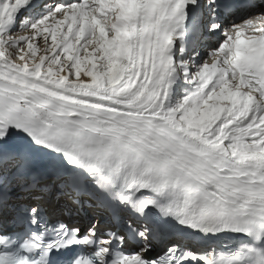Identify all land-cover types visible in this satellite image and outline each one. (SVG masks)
Returning <instances> with one entry per match:
<instances>
[{"label":"snow or ice","instance_id":"snow-or-ice-1","mask_svg":"<svg viewBox=\"0 0 264 264\" xmlns=\"http://www.w3.org/2000/svg\"><path fill=\"white\" fill-rule=\"evenodd\" d=\"M190 2L195 3L196 0H163L159 6H153L149 0H137L132 6L135 10L125 16L120 9L127 6L119 0H96L94 4L90 0H84L83 3L68 0L67 3L54 5L48 15L36 23L24 26V21H21L22 27L17 31L23 30L31 34L17 36V31H11L12 25L21 10H30L34 6L31 0H0V57L7 55L11 58L5 60L9 71L0 74V146L6 143L14 128L36 145L63 153L70 165H86L89 173L109 166L112 163L109 157L113 152L116 156L123 152L126 154L125 159L147 165L149 170L155 173V176L140 185L141 188L149 187L152 180L156 179L159 183L153 190L157 193L164 192L169 180L176 182L174 186L196 190L192 217L187 220L179 219L181 224L200 228V223L207 222L213 224V227L204 229L207 232L231 230L260 240L264 238V186L257 188L240 179L245 173L239 169L233 172L235 165L232 157L252 147L243 143V140L258 120L261 124L257 131L260 136H264V14H258L242 24L226 28L223 32L225 40L218 49L211 51L214 53L213 64L218 70L231 73L235 79V83L231 85L235 92L252 101L251 104L241 103L239 106L230 104L226 109L234 121L245 117L251 121L244 129H237L243 135L233 136L235 142L227 147L219 146L218 141L197 144L181 140L163 127L156 128L153 136L143 143L132 145L122 141L118 135L97 126L94 120L77 118L74 115L78 112L75 106L63 100L60 93L53 92L40 83H51L53 78L58 82L59 77L67 71L69 63L79 60L78 67H82L90 56L103 52L99 45L109 28L114 33L109 38L115 43L120 42V33L127 30V35L132 37L131 44L142 43L151 55L171 67L174 62L169 54L173 46L171 27L185 20V9ZM212 2L213 0H209V3ZM218 27L217 24L211 25L212 29ZM249 31L251 34L246 35ZM33 40L41 42L45 55H36L40 49L34 46ZM81 40H84L83 45ZM25 46L27 52L24 51ZM8 49L16 50L17 55L10 56ZM47 53L51 55L48 56ZM17 56L22 63L15 62ZM112 59L107 54L101 55L99 60H103L104 64L97 63L96 70L103 72L110 67ZM220 61H223L222 65ZM84 70L88 69L85 67ZM226 82L222 77L217 83V88ZM157 83L160 81L157 80ZM260 143L264 145V140ZM229 147L232 149L231 153L228 151ZM243 162L240 160L235 163ZM13 170L20 185L24 184L25 177H31V182L26 188L8 186L6 173ZM49 170V162L37 161L26 151L0 149V220L7 221L11 217L14 201L24 198L25 195L42 200L50 193L52 185L44 182V173ZM202 184H212L216 191L209 194L201 187ZM132 186L129 184L128 188L131 189ZM64 187L65 182L61 181L59 188L63 190ZM123 199L130 201L132 196ZM148 205L141 203L138 210L143 213ZM64 210L71 212V205L65 204ZM38 211L35 206L30 209L32 215ZM164 215L169 213L165 212ZM222 217H227L229 222L225 223L223 228L215 227L213 222H219L217 218ZM95 227L96 225H93L88 234L78 242L88 244L95 234ZM78 231L79 229H74L69 233L65 230L63 236L71 242L74 233ZM139 235L147 240V229L139 232ZM120 239L123 240V237ZM41 244L42 240L37 237L36 242L25 243L21 247L31 252L40 248ZM53 246L49 244L48 249ZM60 246H63V241ZM108 251L107 247H102L97 256L103 257ZM147 251L146 245L139 253L120 255L116 264H181V261L189 257L197 258L195 253L189 252L180 256L168 255L161 262L145 259L144 253ZM250 251L259 252V249ZM199 258L206 260V264H234L235 261L243 259L241 256H235L229 260H224L223 257L217 260L211 254ZM0 264H13L10 254L0 253ZM32 264L39 262L33 261Z\"/></svg>","mask_w":264,"mask_h":264},{"label":"bare ground","instance_id":"bare-ground-1","mask_svg":"<svg viewBox=\"0 0 264 264\" xmlns=\"http://www.w3.org/2000/svg\"><path fill=\"white\" fill-rule=\"evenodd\" d=\"M122 9L123 8H121V11H122ZM40 17L41 16H38V18H40ZM28 25H30V23H26L24 26H28ZM13 27L19 28L18 25L13 24L11 27V30ZM20 36H23V35H20ZM108 37H109V35L104 37L101 49H103L104 54H107L113 58L111 60V62H113L114 64H119L121 66L120 70H118L116 72H114V71L109 72V77H107V80L110 81V83H112L111 86H114L115 89H121V90L122 89H133L132 94L127 96L129 98L128 101L133 100L135 97H140V96L145 97L146 96V94H145L146 90L149 88L152 89L153 92L157 91L156 97L152 101V104L149 105V107L151 109L161 110L162 98L165 96L164 84L161 81H160V83H157V80H159V77H157L155 79V77H154L155 74H152V71H153L152 66L153 65L143 55L142 51L140 50V44L133 45L130 43L132 40V37L130 35H127V30L120 33L121 39H120L119 43H116V45H109L108 42H109L110 38H108ZM35 41H36L35 45H37L38 43H41L39 40H35ZM59 50L60 49H57V51H59ZM9 55L12 56L11 53H9ZM6 58L11 59L7 55H6ZM3 60H4L3 63H5L6 59L4 58ZM17 60L18 59H15V62H17L18 64L22 63L21 61H17ZM201 60H202V57H199L197 59L196 63L201 62ZM46 64H47V61H46ZM132 64L134 66L133 80H134L136 73H138L139 76H143L144 79L137 81L136 83L125 84V81L122 82V80H121V76H122V74H124L123 72L125 71L124 67L126 65L132 66ZM29 66H31L30 62H29ZM209 66L210 65L206 64L203 68H205V67L208 68ZM67 70H69V69H67ZM143 70H144V73L141 74V72ZM64 75H68L67 76L68 80L71 78V76L72 77L74 76L72 74V71H68V73H65ZM64 75L62 77H64ZM53 80H54V78H53ZM60 80H61V77H59L58 82L56 80H54V81L56 82L57 85H61ZM82 80L89 83V85H90V83H92V84L94 83L93 85H95V83H102V78H101V76L97 77V73L89 74V75L88 74L83 75ZM141 85H143V87H141ZM96 86H98V85H96ZM44 87L49 89L46 86H44ZM75 87H77V86H75ZM51 91L58 92L65 97H69L67 95H64V91H61V90H57V91L51 90ZM229 91H230L229 98L231 101L237 99L240 103H243V101L237 96V93L235 91H234V93H231L230 89H229ZM192 94H191V98H189L188 100L192 99L193 102H194V100H196L197 97H199V96L203 97L200 94L195 95L193 93V91H192ZM76 95H78V94H74L71 98H79V97H76ZM119 95H117V98ZM223 97H225V96H223ZM163 111L170 112L171 117H172L173 112L171 110H169L167 107ZM222 111L227 112L226 109H222ZM208 113H209V111H207V110L204 111V113H203L204 119H206L207 116L208 117L210 116V114H208ZM171 120H172V118H171ZM176 122L179 123L178 121H176ZM217 129H219V125L217 126ZM231 130H233V129H229V131L226 132V133H228L227 135L230 136ZM220 132H222V129L221 130L219 129V133ZM226 133L223 136H227ZM262 172L264 173V168L262 169Z\"/></svg>","mask_w":264,"mask_h":264},{"label":"rangeland","instance_id":"rangeland-1","mask_svg":"<svg viewBox=\"0 0 264 264\" xmlns=\"http://www.w3.org/2000/svg\"><path fill=\"white\" fill-rule=\"evenodd\" d=\"M92 2H96V0H91ZM98 6V5H97ZM48 12L49 11H46L45 12V14H47L48 15ZM42 17H40L39 19H41ZM99 18V17H98ZM13 29H15L14 27L12 28V30ZM11 30V31H12ZM20 32L21 31H19V32H16L15 34L16 35H20ZM112 32V30H111V28H109V31H108V33L107 34H110ZM28 34H30V33H28ZM104 40V39H103ZM36 41L35 40H33L32 41V43L34 44V46L35 47H37L38 49H40L39 51H37V53H36V55L37 56H40V55H45V52L43 51V48L41 47V43H38L37 45H35L36 43H35ZM51 43V38H50V36H49V44ZM81 45H83L84 44V40H81ZM101 44H103V42L101 43ZM78 47H80V45H78ZM99 47L101 48L102 46L101 45H99ZM24 51L25 52H27L28 51V49H27V47L25 46V48H24ZM12 53L13 55L12 56H15V55H17V52H16V50H14V49H8V53ZM104 54V52H97L96 53V55H93V56H90L87 60H85L84 61V65L82 66V67H78V65H79V60L76 62V63H69L68 65H67V69H69V70H67V71H72V74L74 75L73 77H71V78H75L74 79V81H83L82 80V77H83V75H86V74H95V73H97V77L98 76H101V78H102V83H95L96 85H98L99 87L101 86V85H103V82H106V81H108L107 80V77H109V72H116V71H118V70H120L121 69V66L119 65V64H114L113 62H111V64H110V67H107L103 72H100L99 70H96L97 68V63H99V64H104V61L103 60H99V57L101 56V55H103ZM47 55L48 56H50L51 55V53H47ZM18 60H19V58H18V56L16 57ZM64 57L62 56V59H63ZM87 68L88 70L87 71H85L84 70V68ZM0 68H3V66L2 65H0ZM132 69V68H131ZM125 70V69H124ZM66 73V72H65ZM124 74H122V75H126L127 74V78L125 77V78H121V80H122V82L123 81H125V84H129V80L130 79H133V71L132 70H130L129 72H126L125 73V71L123 72ZM129 77V78H128ZM106 80V81H105ZM94 84V83H93ZM123 87V86H122ZM111 89H115L114 88V86H111ZM220 89V94L218 95V98H222V100H225L226 98H227V96H228V94H227V92H226V94H223V92H224V90H225V88L223 89V88H219ZM223 89V90H222ZM222 90V91H221ZM62 91V90H61ZM228 91V90H227ZM207 95V94H206ZM209 95V96H208ZM207 95V97H205V98H202V99H200L198 102H197V105L194 107V108H191L189 111H188V113H186V112H184V111H181V109H178V111H180V116L181 117H193V118H199V117H201V115H202V117H203V114H202V112H203V110L205 109V108H207V107H209V105H207V99L210 97V98H212L213 96H216V93H210V94H208ZM223 96H225V97H223ZM200 97V96H199ZM199 97H197L196 98V100L199 98ZM204 97V96H203ZM112 98H117V96H112ZM201 98V97H200ZM181 96H179V97H176V99L173 101V103H172V106L173 107H175L176 108V103H180L181 101ZM196 100H194V102L196 101ZM228 100H229V98H228ZM217 104H218V102H217ZM161 107H163V108H166L165 106H161ZM204 113V112H203ZM211 115V114H210ZM208 117V116H207ZM207 117H206V119H207ZM202 120H205L204 119V117H203V119Z\"/></svg>","mask_w":264,"mask_h":264}]
</instances>
